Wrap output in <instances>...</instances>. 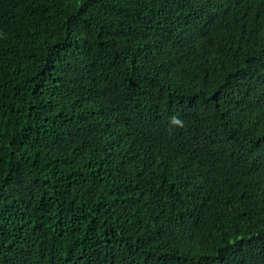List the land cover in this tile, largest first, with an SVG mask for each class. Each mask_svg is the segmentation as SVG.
Segmentation results:
<instances>
[{"label": "trees", "instance_id": "16d2710c", "mask_svg": "<svg viewBox=\"0 0 264 264\" xmlns=\"http://www.w3.org/2000/svg\"><path fill=\"white\" fill-rule=\"evenodd\" d=\"M0 264H264V0H0Z\"/></svg>", "mask_w": 264, "mask_h": 264}, {"label": "clouds", "instance_id": "9594fccd", "mask_svg": "<svg viewBox=\"0 0 264 264\" xmlns=\"http://www.w3.org/2000/svg\"><path fill=\"white\" fill-rule=\"evenodd\" d=\"M170 124L172 126H176V127H183L184 126V122L176 116H173L170 118Z\"/></svg>", "mask_w": 264, "mask_h": 264}]
</instances>
